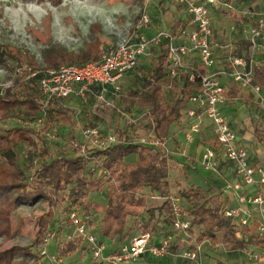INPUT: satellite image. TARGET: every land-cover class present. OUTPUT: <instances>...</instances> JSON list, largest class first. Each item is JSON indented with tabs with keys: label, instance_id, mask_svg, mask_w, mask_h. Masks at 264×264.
I'll return each instance as SVG.
<instances>
[{
	"label": "trees",
	"instance_id": "trees-1",
	"mask_svg": "<svg viewBox=\"0 0 264 264\" xmlns=\"http://www.w3.org/2000/svg\"><path fill=\"white\" fill-rule=\"evenodd\" d=\"M55 1L61 4L64 0ZM132 1L141 3L140 0ZM219 1L232 4L242 0ZM221 11L231 13V10ZM188 22L190 20H177L166 29L178 32ZM142 33L146 35L145 31ZM251 46L249 39L243 40L234 56L242 54L249 64ZM106 49L103 50L100 39L93 37L84 49L76 52L50 45L42 51L41 62H38L34 55L24 49H18L9 56L6 49L0 46V66L14 75L9 84L0 86V122L8 119L17 121L14 128L4 130L0 127V239L4 243L10 242L24 231L23 209L26 207L38 204L49 207L46 213L37 218L32 244L15 245L0 251V264H49L46 261L47 251L52 241L56 254L51 256L58 261L78 251L84 254L90 250L80 238L69 239L67 236L73 231L72 212L88 217L87 228L99 245L104 246V240L120 245L108 257L116 255L121 246L132 238L155 233L154 224L161 223V220L162 226L172 227L169 171L177 160L155 146L154 140L169 142L174 126L182 131L185 129L188 123L185 118H188L191 109H195L191 98L201 90L202 85L200 81L192 82L189 74H182L178 79L170 78L164 44L153 48L154 55L141 57L136 68V74L141 72L137 76L140 89L119 97L125 108L144 113L148 142L123 140L121 137L125 131L120 134L117 128L116 144L106 150L88 149V154L83 155V137L80 140L79 136L83 135L85 129L98 127L94 111L89 103L84 104L77 97L70 100L82 105L78 108L79 112L67 104L68 100L49 101L40 88V80L47 69L87 64ZM10 60L16 65H12ZM142 60L150 61V68L141 66ZM194 64L197 72L203 75L209 73L198 62ZM254 79L257 85L264 88V66L254 67ZM241 95L242 90L233 84L225 93V98L235 99ZM243 98L246 105L251 104L249 98ZM83 120L85 123H82ZM49 129L66 130L69 146L66 153L55 156L53 149L46 144L50 140L46 135ZM180 130L176 132H182ZM211 147L219 150L214 137ZM132 157H135L134 161L130 160ZM102 169L106 173L102 174ZM106 189L109 191L106 202L89 199L91 193ZM155 196L161 199V205L157 208L148 205V200ZM177 197L181 199L185 218L192 224L187 240L191 248L209 244L210 247H221L232 253L264 252V240L257 233L258 219L254 218L243 225L235 218L226 217L223 192L190 185L180 189ZM156 211L163 219L156 218ZM145 214L150 215L148 220H145ZM196 228L201 231L198 236ZM175 234L177 239L178 232ZM174 245L173 251L182 246ZM144 256L153 257L149 254Z\"/></svg>",
	"mask_w": 264,
	"mask_h": 264
},
{
	"label": "built area",
	"instance_id": "built-area-1",
	"mask_svg": "<svg viewBox=\"0 0 264 264\" xmlns=\"http://www.w3.org/2000/svg\"><path fill=\"white\" fill-rule=\"evenodd\" d=\"M140 1L139 20L134 26L132 38L107 48L100 58L87 64H69L58 69L45 70L40 80L43 94L49 101L70 100L72 97L86 99L93 94L97 104L96 109L115 108L111 100L113 97L122 95L123 78L136 70L141 57H152L154 55L152 49L164 44L169 63L168 76L178 79L182 74H189L192 82L200 81L202 85L201 90L191 98L195 109L189 111V121L183 130L184 140L187 144L193 143L195 136L203 128L204 122L211 123L212 135L219 145V150L216 151L211 146L205 147L200 164L204 170L215 173L222 160L230 162L240 181L256 189L252 195L241 196L240 203L257 208L260 216L257 233L264 240V168L251 163L248 151L239 146L237 133L222 112L227 89L221 82V76H227L232 84L244 90H251L263 99L261 94L264 93V88L255 82V66L252 58L260 49L259 39L264 33V20H261L250 33L249 40L252 44L250 63L248 64L245 57L239 54L230 59V65L226 70H216L211 8L225 4L219 0H206L202 3H197L196 0H171L185 8L190 17L191 29L182 28L178 32L164 29L148 37L142 32L151 26L150 6L154 0ZM133 37L136 38L135 41ZM194 62H198L209 73L203 75L197 72ZM38 126H41V121L38 122ZM82 134L81 153L83 155L88 154V149L106 150L117 143L115 133L103 135L98 127L85 129ZM46 135L50 137L49 133ZM152 138L154 139L153 135ZM154 145L167 155H171L167 140H154ZM77 146L78 143L75 144V147ZM101 172L106 173L104 169ZM170 203L173 231L187 236L192 224L185 218L181 199L172 196ZM225 215L239 220L243 225L249 223V218L241 217L242 208L227 209ZM70 219L73 231L67 235L68 238H80L82 243L89 246L95 259L112 264H123L136 262L142 256L149 254L154 258L175 257L194 264H204L202 261L204 246L201 244L191 248L187 242L190 236L179 250L172 251L176 238L169 236L159 245H155L152 243L150 233L132 238L130 242L121 246L116 255L105 258L104 246L99 245L87 228L88 217L72 212ZM248 256L254 263L264 262V252H252ZM50 258L51 264H60L55 257Z\"/></svg>",
	"mask_w": 264,
	"mask_h": 264
},
{
	"label": "rangeland",
	"instance_id": "rangeland-1",
	"mask_svg": "<svg viewBox=\"0 0 264 264\" xmlns=\"http://www.w3.org/2000/svg\"><path fill=\"white\" fill-rule=\"evenodd\" d=\"M241 4L243 5L242 10L241 8L239 11L231 10L230 14H225L219 10L217 15H213L215 33L220 38V45L227 52L225 58H228V62L234 57V52L237 51L235 47L237 45L236 40L241 42L246 38L249 39L251 30L261 20H264V0H244ZM140 7L141 3L132 0L128 2L124 0H64L61 4L55 0H0V46L6 49L9 56L14 55L18 49H24L34 55L38 62H41L42 51L50 45H56L69 52H76L84 49L85 44L89 43L92 37L102 41L104 50V48L116 46L120 42L132 38V31H134V26L139 20ZM235 7L238 8V5L236 4ZM155 13L156 27L169 28L176 21L173 16H165L164 10H158V13ZM236 20H239V22ZM135 39L133 37V41ZM102 53L98 57H95V59L100 58ZM9 62L12 65H16L12 60ZM140 63L141 66H146L147 69L151 66L150 61L142 60ZM252 63L254 66H264V42H262L260 50L253 56ZM224 65L225 63L222 66ZM140 73L136 74L135 70L123 78L121 82L123 88L122 94H132L140 89L141 84L137 79ZM13 76V73L0 66V86L9 84ZM261 95L263 99L251 90L242 92V96L236 104L238 109L240 107L244 108V118L238 117L236 120L241 125L240 127L244 128L242 134L245 131L248 134L252 133L253 137L249 139L251 145H254V142L257 143L258 138L264 139V93ZM243 96L249 98L254 105H246ZM82 101L84 104L93 103V108H91L95 114V121L103 135L116 133V129L118 128L120 134H123L122 131H125L121 137L123 140L137 143L148 142V136L144 128V113L136 110L130 111L125 108L119 97L111 100L115 108L103 109L99 107L100 109H96V102H94V99L88 97L82 99ZM67 104L76 108L77 112H79L78 108L82 107V105L72 102V100H68ZM82 123H85V120ZM16 126L17 121L14 119L0 122V127L4 130ZM174 129V134L180 130L178 126H174ZM46 132L48 133V131ZM49 133L50 137L48 138L50 140H47L46 144L53 149L54 155L60 156L62 153H66L69 147L66 130L56 129L53 131V129H49ZM82 137L83 135L79 136L80 140ZM184 142L187 145L185 140ZM208 143L212 145L213 140ZM262 148L264 149V145ZM22 152L24 151L22 150ZM23 155H25V152ZM134 159L135 157L130 158L132 161ZM259 163L264 165V160L260 159ZM192 165L184 158L177 160V163H172L169 171V185L172 196L177 197L180 189L190 185L200 186L205 189L216 185L219 190L225 186L224 181L219 179L216 176L217 174H208L202 167L196 170ZM108 192V189H106L100 193H91L89 199L101 203L106 202ZM148 205L150 207L160 206L161 202L148 200ZM48 208L46 204H38L34 207L23 209L24 231L13 241L4 243L0 239V251L15 245L27 246L32 244L36 234L35 224L37 218L46 213ZM156 218H158V215ZM161 223L163 224L162 220ZM163 229H165L164 233L166 235L162 237H158V234L153 232V244L159 245L169 236L175 238L176 234L172 227L166 228L163 226ZM195 231L196 236L201 232L198 228ZM177 235L179 237L176 239V245L174 246L183 244L188 236H190L189 232L187 236L179 233ZM54 245L53 241L48 245V259L46 261L49 264H51L49 262V258L52 257L51 255L56 254ZM104 246L106 249L103 251V255L106 257L118 247V243L104 240ZM203 246L202 261L204 264L251 263L245 253H232L221 247H210L209 244H203ZM144 259V262H152L151 264H194L175 257L162 259L147 256ZM60 264H102V260L94 259L92 251L87 250L84 254L78 251L69 257L61 259Z\"/></svg>",
	"mask_w": 264,
	"mask_h": 264
},
{
	"label": "crops",
	"instance_id": "crops-1",
	"mask_svg": "<svg viewBox=\"0 0 264 264\" xmlns=\"http://www.w3.org/2000/svg\"><path fill=\"white\" fill-rule=\"evenodd\" d=\"M205 1L206 0H196L197 3H202ZM242 2H244V0H242L241 2L235 1L232 4L223 3L225 5H216V6H213L211 8L212 9V29L214 32L213 43H214V55H215V62H216L215 69L216 70H226L230 65V60L228 62V58L227 59L225 58L227 56V52L224 50L223 46L220 45V43H219L220 38L217 35V33H215V23L213 22V20H214L213 15L214 14L217 15L219 10H226V11L236 10V11H239L240 8L242 10V6H243L241 4ZM236 4L238 5V8L235 7ZM158 10H164L165 16H167V15L173 16L176 21L177 20H190V17L187 14V12L183 6L176 4L171 0H154L150 6V12H151V16H152L151 26H150V28H148L145 31V34L148 37L155 35L160 30L166 29V28H162V27L161 28L156 27V25H155V21H156V13L155 12L158 13ZM189 23L190 22H188V24L184 28H187L190 30L191 28H190ZM217 39H219V40H217ZM246 39L248 40V38H246ZM236 42H237V45L235 47L238 50V48L240 47V45H238V44L239 43L241 44L242 41L239 42L236 40ZM262 42H264V33L262 34L261 38L259 39V45L260 46H262ZM224 63H225V65L222 66ZM227 63H228V65H227ZM221 82L226 87L227 90H229L231 88V86L233 85L231 79L227 76H221ZM241 90H242V92L248 91V90H244V89H241ZM241 96H239L238 98H235V99H226V102L222 107V112H223L224 116L226 117V119L231 124V126L233 127V129L236 131L237 136H238L239 146L248 151L251 163L264 168V165L259 163L260 159H262V161L264 160V149L262 148L264 145V139L258 138L257 143L254 142V145L253 144L251 145L249 143V139H251L250 137H253L252 133L248 134V132L245 131V133L242 134V130H244V128L240 127L241 125H239V123H237L238 121L236 120L238 117L242 118L243 114H245L243 111L244 110L243 107H240V109H238L236 106L237 101L240 100ZM94 97L95 96L92 94V96L90 95L88 98L94 99ZM94 102H95V99H94ZM92 104L93 103H91V102L89 103L90 108L92 107ZM249 105L252 106L254 104L251 102V104H249ZM188 121H189V119L185 118V122L187 123ZM172 131H173L172 133L174 136L171 137L169 142H168V148L171 152V156L174 158V160H179L181 158H184L188 163L193 164L192 166L196 170H199V168L202 167L200 162L202 160V155L204 153V149H205V147L211 146L208 142L213 140L211 123L209 121L204 122L203 128L195 136V140H194L193 144H187V145L185 144L184 137H183V131L178 132L176 134H174L175 129L173 130V128H172ZM204 171H206V170H204ZM218 171H219L218 173H220V174H218V173H213V174H215V175L217 174L216 176L219 179H222L224 181L225 186H223L220 190L217 188L216 185H214L210 188L215 189V191L218 190L220 192H223L224 198H225V205H226L228 210H232V209H236V208H242L241 217L249 218V222L252 219L256 218V219H258V222H259L260 216H259V212H258L257 208L255 206L241 205V203H240V197L241 196L252 195L256 192V189L251 187V186H246L240 181V179L236 175L234 166L230 162L222 160ZM206 172L208 174L212 173L209 171H206ZM207 183H209V182H207ZM145 193H147V192H145ZM156 196L151 197L150 200H155V201L161 202V199H159ZM155 207L157 208V206H155ZM156 214L158 215L157 219L162 218V215L158 211H156ZM148 215L149 214H145V220H148V218H149ZM154 228L156 229L155 233L158 234V237H162V236L166 235L164 233L165 229H163L162 223L154 224ZM119 246L120 245H118L117 249H115V250H118ZM105 249H106V247L104 246V250ZM255 251H257V250H255ZM248 255L249 254H247V257L249 259ZM145 257L146 256H142L136 262H128V263H123V264H151L150 262H144L143 261V260H145L144 259ZM105 258H108V256H106ZM250 262L253 263L254 261H250ZM102 264H112V263L108 262V261H102ZM260 264H264V262L260 261Z\"/></svg>",
	"mask_w": 264,
	"mask_h": 264
}]
</instances>
